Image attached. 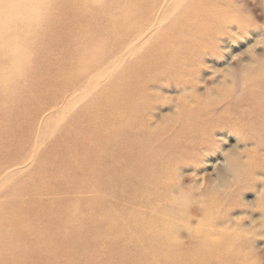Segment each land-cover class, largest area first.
<instances>
[{"label": "bare ground", "instance_id": "1", "mask_svg": "<svg viewBox=\"0 0 264 264\" xmlns=\"http://www.w3.org/2000/svg\"><path fill=\"white\" fill-rule=\"evenodd\" d=\"M42 2L43 0H0V32L5 28V24L11 31H17L13 35L14 39L11 42L13 44L5 45L8 52L19 50L18 46L22 47L26 43L27 35L33 26L39 25L34 23L41 20ZM156 2L157 0L61 1L63 4L72 5L73 10L78 9L84 13L90 10L91 5L93 12L87 17L101 19L103 23L108 22V33L80 25L79 31L73 33L74 47L69 49L65 42L59 45L60 51L67 56L60 57L57 62L58 77L70 80L74 76V82L78 83L77 91L83 89L85 94L79 97L76 93L72 99L66 101L59 112L56 111V114L61 113L58 122L61 128L58 133H62L64 137L54 145L55 147L53 146V150L49 151L51 153L49 158L46 157L42 161L43 164H40L46 174L34 171L33 185L27 191L29 198L22 201V197L17 194L18 189H13L12 195L8 197L10 201L8 199L4 202V198L1 199L0 264L28 262L69 264L74 260L72 250L75 247L82 248L86 245L89 248L99 236L108 235L111 221L118 215L109 210L107 203L102 202L99 197L91 201L56 200L43 205L38 202L34 193L38 191L39 186L43 184L49 187L53 182L61 187L74 183L78 186L113 189L121 198L128 199L137 206L135 211L126 213L128 218L126 214L120 215V218L130 223L132 231L129 235L135 239L134 243L143 242L142 248L133 247L128 254L122 250L118 251L122 264H148L147 260L154 256L163 259L164 264L254 263L251 260L253 259L251 253L247 252V247L256 239L248 237L247 233L255 220L251 217L248 228L245 225V218L239 216L240 214L234 216L233 212L236 208H240V213L251 215L257 211L261 215V227L264 228V185L254 202L255 210H249L251 205L241 200L243 194L257 188L260 182L257 175L264 170L260 159L264 150V136L259 131L264 129L260 119L264 113V56L260 57L257 54V57H252L248 61L243 58V63L241 60L239 88L237 72L228 74L230 62L228 66L223 65L226 73L222 71L223 75L218 77L216 87L218 89L220 86L221 92L215 98V103L208 104L207 101L189 99L186 95L179 99L178 112L185 111L186 116L192 118L182 123L188 131V136L172 139L170 127L164 123L153 129L148 114L144 116L145 111L151 106L146 96L148 93L146 83L155 77L158 80L178 75L179 77L173 76L176 77L177 86L183 89L190 87L191 95L196 97L197 93L194 91L199 79L197 76L202 72L204 62L210 58L212 67H215L221 62L220 59L226 60L227 57L236 56L232 51L237 42L235 37L245 33L241 26L245 18L239 6L233 5L232 9L228 7L232 0H180L174 8V13L177 12L178 16L173 22L166 24L162 31L159 27L164 20L156 19V32L161 38H153L146 47L140 44L126 49L127 53L132 52L136 58L122 68L120 65L126 58L124 55L126 52L120 36L124 37L133 32L137 33V35L134 33L133 38L145 36L148 30V27L144 26L145 21L149 19V12ZM219 3L225 6L222 7ZM111 4L114 9L118 8L117 13L113 14L108 10ZM46 7L44 5V8ZM174 9L170 7L164 18L166 19V15ZM82 16L83 14L80 15L81 23L85 20ZM16 24L20 25L17 27ZM94 68L98 69L96 77L101 78L107 77L113 69L117 72L107 77L108 81L96 98L91 97L88 103L86 105L84 103V107L79 109V106H82L80 102L91 96L95 80L90 77L89 82H80L87 76L89 69ZM214 73L218 74L220 70H215ZM226 74L230 77L229 84L232 85L230 87L226 86L228 80L223 79ZM78 75L82 76L76 80ZM46 77H42L44 81L39 83V86L36 85L37 90L39 89L35 95L37 102L44 99L43 96L41 98V92L55 93L59 88L58 78ZM29 100L27 99L21 113H28ZM9 108L10 103L5 100V128L2 129V132L4 130L5 132L0 134V162L5 158V154L1 153L4 147L8 156H12V151L22 152V146L17 147L12 143L22 132L14 127L13 115ZM199 109L204 111L198 113ZM212 109L217 111L215 113L217 115H214L210 122L204 123L203 113ZM71 111L77 112L76 117L75 115L70 117L73 114ZM85 121H88V129H79ZM248 121H252L254 125L247 126ZM221 123H226L237 133L241 131L242 138L238 137L240 142L246 141L243 136L248 130L249 137L254 140L253 148L242 152L232 151L233 154L227 156V169L218 174L216 182L215 179L206 177L200 184L196 181L190 185L191 187L184 184L176 185L177 182L181 183L174 180L173 175L178 167L184 163H197L204 151L214 150L213 128ZM42 134H39L38 143L35 142V149L31 150L34 156L41 153L38 150L39 145L45 143ZM160 134L164 137H161L163 141L158 142ZM232 135L230 133V136ZM173 145L176 148L170 152L171 156L162 166L164 168L166 165L167 168L165 169L167 189L158 190L152 181L153 178L150 177V170L153 175L156 163L162 157L159 152L161 148L158 146ZM79 147L82 152L81 161L70 152L72 148L77 153ZM98 152L114 157L117 164L98 166L100 164L95 161ZM86 157L88 171L85 165ZM28 158L30 160V156L26 155L25 162ZM90 165L94 167L91 168ZM52 168H56L57 174ZM69 171L74 172L72 177ZM76 171H80L82 174L79 178L88 179L89 184L83 185L82 182V185H79ZM127 190H132V195L127 194L125 192ZM142 195L152 203L164 198L166 204L171 202L178 205L177 211L180 209L183 229L188 232V234L185 232V236L188 235L187 241L180 243L177 239L167 236L166 229L162 230L159 223L154 225L144 222L141 209L145 207L140 202L144 200ZM191 200L194 201L191 203ZM22 204H26L27 207L23 209ZM62 204L72 219L71 223H68L66 218L62 222L64 212L63 207L60 208ZM92 204H95L98 210L95 218L88 216ZM78 209L87 212V215L81 219L76 218ZM40 214L44 217H40ZM57 222L62 225H56ZM137 233L141 234L140 238H135ZM259 234L260 230L257 235ZM85 236L88 237L87 241ZM109 236H125V233L123 229H119L115 235ZM74 238L76 240L70 242V239ZM7 245L10 246L9 249L5 248ZM175 246L182 252L176 254ZM139 257L141 260L137 262L135 259ZM87 259L88 254L81 262L94 264L96 260L94 257Z\"/></svg>", "mask_w": 264, "mask_h": 264}, {"label": "rangeland", "instance_id": "2", "mask_svg": "<svg viewBox=\"0 0 264 264\" xmlns=\"http://www.w3.org/2000/svg\"><path fill=\"white\" fill-rule=\"evenodd\" d=\"M61 1L62 0H43V7H41V20L34 23V25H39L37 27L33 26L30 34L27 35L26 43H24L22 47L18 46L19 50L8 52L9 50L5 49V45L13 44L11 43L14 39L13 35L16 34L17 31H11L5 24V28H3V30H1L2 32H0V134L2 129L5 128V100H8L10 103L9 109L13 115L12 122L15 125L14 127L18 131L22 132L19 138L16 136L12 142L17 147L22 146V152L19 151L15 153L12 151V156H8L6 154L5 147L1 149V153L5 154V158H3V161L0 162V201L3 198L4 202L5 200H8V197L12 195L11 193L13 189H18L17 194L19 197H22V201L25 198H29L27 196V191L33 185L32 179L34 171L41 172L42 175L46 174L45 170L42 169V165L40 164H43L42 161L46 159V157L49 158L51 154L49 151L53 150L55 147L54 145L59 143L64 137L62 133H58L59 129L61 128L58 126L61 113L56 114V111L59 112V110L65 105L66 101L72 99L76 93L77 96L79 95V97H82V95L85 94L83 89H79L77 91L76 84L78 83L74 82V76L70 78L71 81L64 77H58L59 71H57L56 68L57 62L60 60V57L66 58L67 56V54L60 51L59 45H61L62 42H65L69 46V49L74 47V42L72 40V38H74L73 33L79 31L80 25L94 27L99 29L101 33L103 31L108 33V22L104 21L103 23L101 19L95 20L87 17L89 13L93 12L91 5H89L90 10L88 11L87 8H85L87 12L84 13L78 9L73 10L72 5L70 6L69 4H63ZM178 3H180V0H157L155 6L149 12V19L145 21L144 26L148 27L145 36L140 35L133 38L135 32L125 35L124 37L120 36L122 43H124V51L131 46L137 47L140 44L143 46L145 45L146 47L153 38H161V35H158V32H156V19L159 18V21L162 19L164 20L162 26L159 27L162 31L166 24L173 22L178 16L176 14L177 12L174 13V8L177 7ZM44 5L47 7L44 8ZM219 5L222 7L225 6L223 3H219ZM233 5L239 6L242 9L240 12L245 18V20H243V24H241L245 30V33L241 35L238 34L237 37H235V41L237 42L236 46L232 50L233 54H235L237 57H227L226 60L220 59L219 61L221 62H219V64L215 67H212V62L210 61L211 59L208 58L203 64V68L201 69L202 72L198 73L197 76L199 79L197 80V87H195L194 91L197 93L196 97L191 95L190 87L188 89H183L177 86L175 78L179 77L178 75H172L171 78L163 77V79L160 78L158 80L156 77L149 79L145 87L148 88V93L146 96L151 102V106L147 111H145L146 113L144 116L148 114L149 118L151 119L153 129H155L154 127L156 126L160 127L165 123L168 127H170L169 132L171 131L172 139L187 137L188 131L185 130L186 127H184V124L182 126V123L190 121V118L192 117L186 116L185 111L183 113L178 112V100L182 97H185L186 95L189 99L195 98L197 100H201L202 102L207 101L206 103L208 104L215 103V98H217L221 92L219 89L220 86L218 89L216 87V84L218 83V77L223 75V73H226V71L223 70V65L228 66V62H230L231 65H229V71L227 70L229 72L228 74L233 71L237 72V86L239 88L241 60L244 58L246 61H248L252 57H257V54H259L260 57L264 56V0H232V2L228 4V7L232 9ZM170 7H172L174 11L171 13L169 12L170 14L166 15L165 19L164 15L170 9ZM117 9H114L112 4L110 7L108 6V10L113 14L118 12ZM81 14H83L82 17H85V20L82 21V23L80 19ZM79 19L80 21H78ZM16 25L18 27L20 24ZM13 27L16 28L15 26ZM135 35H137V33H135ZM108 47L112 46L108 45ZM124 55L126 58L120 65L122 68H124L129 62L134 61L136 58V55H132V52H126ZM22 57L23 59H21ZM69 59L71 58L69 57ZM243 62L244 61L242 60V63ZM215 70H220V73L215 74ZM222 71L224 72L222 73ZM97 72V68L89 69L87 76L80 82L87 83L90 81V77L95 80L94 89L91 91V96H88L84 102H80L82 106H79V109L84 107L91 97L96 98L101 93V89H103L104 85L108 81L107 77L110 74L114 75L117 71L113 69V71L105 78L96 77ZM228 74H226L223 79L228 80L226 86L230 87L232 85L229 84L230 77ZM81 76L82 75L76 76V80H79ZM173 76L176 77L173 78ZM42 77H46V79L48 77L58 78L59 80L57 79V84L60 85L55 93H50L48 91L45 93L41 92V98L43 96L44 99L40 102H37L35 100V95L39 89L37 90L36 85L44 81V78ZM7 91L9 92L5 94ZM27 99H30V103L27 105V108L29 109L28 113H21ZM92 103H94V101ZM203 111L204 109H199L198 113H202ZM216 112L215 109L204 112L203 119L201 118L202 121L204 123L210 122L214 119L212 117L217 115L215 114ZM70 113H73L70 115V117H73L74 115L76 117L77 112L71 111ZM260 119L262 125H264V113H262ZM87 122L88 121H85L83 125H80L79 129L87 130L89 126ZM252 125H254L253 122L248 121L247 126L251 127ZM259 131L264 136V129ZM4 132L5 130L2 132V134ZM213 132V141L215 144L214 150L208 152L204 151L203 155L201 156L202 158H199L197 163H184L181 165V167H178L176 171H174L173 175L174 180H179L181 183L177 182L178 184L176 183V185L184 184L190 186L196 181L200 184L203 178L206 177L213 178L215 179L214 182H216L218 174L225 172V169H227L228 155L233 154L236 150L242 152L245 149L253 148L252 146L254 144V140L252 141V138L249 137L248 130L243 136L246 138V141L243 142H240L238 138H242V132L238 131L237 133L236 130H232L230 126L226 125V123H221V125L218 127L213 128ZM42 133H46L47 135ZM230 133L233 135L230 136ZM39 134H42L45 143L42 146L39 145L38 150H40L41 153L39 152L38 155L34 156L31 150L35 149V142L36 144L38 143ZM161 137L164 136L160 134V140H158V142L163 141ZM158 147L161 148L159 152L162 157L158 161L160 164L156 163V168L153 175L152 171L150 170V177L151 179L153 178L152 181L154 182L157 189L163 190V188L167 189V172L165 171L167 168L166 165L164 168L162 166L164 162L171 156L170 152L173 151L176 146L173 145L169 147ZM70 152H72L76 159L81 161V147L77 149V153L76 150H73L72 148H70ZM26 155L30 156V160L28 158L25 162ZM20 156L22 157L21 159ZM32 156H34V158L31 160ZM54 159L56 161L58 160V158ZM87 159L88 158L86 157V171H88ZM95 159V161L100 164L98 165L100 167H104L105 165L113 166L117 164V161L114 157L104 155L102 152H98L95 156ZM260 159L264 169V150L260 155ZM90 167L93 168L94 166L90 165ZM52 169V171H55L57 174L56 168ZM69 174L70 177H72L74 172L69 171ZM75 174L78 175L77 178H79L82 173L80 171H76ZM257 177L260 180L257 188L255 190L247 191L241 197L243 202L251 205L249 210H255V207L253 206L255 205L254 202L257 200V196H259L257 194H259V191L264 185V170H262L261 174H258ZM87 181L88 179L86 178H79L78 183L79 185H82V182L83 185L89 184ZM8 188H10L9 191H7ZM125 192L129 195H132L133 193L132 190H127ZM34 194L37 201L42 205L56 200H65L67 202H71L79 199H87V201H91L99 197L102 202L107 203V208L109 210L118 215V217H115V219L111 221L108 235L105 234L99 236L96 242H93L92 246L89 248H87L86 245L82 248H79L78 246L75 247V249L72 250V258L74 257V260L69 262V264H84L81 262V259L86 257L87 254L89 259L90 257H94L97 260L94 261V264H122V261L117 253L118 251L122 250L124 253L128 254L132 251L133 247L142 248L143 242L134 243L133 241H135V239L129 235L132 231L130 223L125 219L120 218V215L122 214L135 211L137 206L128 199L121 198L119 194L113 189L106 190L105 187L92 188L90 186H78L77 184L74 185V183H70L61 187L56 182H53L49 187L44 186L43 184L40 185L38 191ZM142 197L144 200H140V202L145 207L141 209L146 220H144V222H147L148 224L154 223V225L159 223V226L162 227V230L166 229L165 231L167 236H171L174 240L177 239V241L180 243L187 241L188 235L185 236V232L187 234L188 232L183 229V221L179 212L180 209L177 211L178 205L176 203L169 202L166 204L164 198L158 202L154 201L152 203L151 200H149L146 196L142 195ZM16 199H18V197H16ZM148 201H150V203ZM193 201L194 200H191V203ZM150 204L153 205V207ZM94 205L95 204H92L88 211V216L90 218H95L98 215L97 207ZM21 207L25 209L27 206L26 204H22ZM62 207L63 204L60 205V208ZM63 209L65 212L64 207ZM240 211V208H236L233 212V215L236 216L240 214L239 216L245 218V225H247L248 228H250L249 222L251 217L253 220H255L253 221L254 225H251V229H249L247 236L255 237L256 241L247 247V252L249 254L251 253L253 258L251 260L254 262L253 264H264V228L261 227V215L257 211H255L253 215L250 213H240ZM64 212H62V222L66 218L68 219V223H71L72 219L69 217V213L65 212L64 214ZM86 215L87 212H81V210L78 209V213L75 216L76 218L81 219ZM40 217L43 218L44 216L40 214ZM126 217L128 218L127 214ZM56 225L61 226L62 223L57 222ZM119 229L124 230L125 236H109L115 235ZM258 230H260L261 233L259 235H257ZM140 236L141 234L137 233L135 238H140ZM85 239L87 241L88 237L85 236ZM74 240L76 239H70V242ZM5 248L9 249L10 246L7 245ZM175 250L176 254L182 252V250L177 246H175ZM135 260L140 262L138 260L141 259L139 257ZM162 261L163 259L154 256L150 257L147 260V263L164 264ZM26 264L31 263L28 262Z\"/></svg>", "mask_w": 264, "mask_h": 264}]
</instances>
